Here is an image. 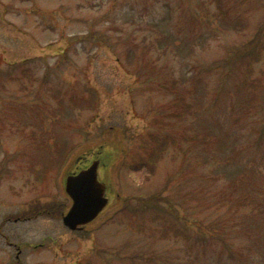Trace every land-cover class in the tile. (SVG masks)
Masks as SVG:
<instances>
[{
  "label": "rangeland",
  "instance_id": "obj_1",
  "mask_svg": "<svg viewBox=\"0 0 264 264\" xmlns=\"http://www.w3.org/2000/svg\"><path fill=\"white\" fill-rule=\"evenodd\" d=\"M214 1L0 0V264H264V0Z\"/></svg>",
  "mask_w": 264,
  "mask_h": 264
},
{
  "label": "water",
  "instance_id": "obj_2",
  "mask_svg": "<svg viewBox=\"0 0 264 264\" xmlns=\"http://www.w3.org/2000/svg\"><path fill=\"white\" fill-rule=\"evenodd\" d=\"M100 161H94L90 167L66 179V192L73 204L64 224L71 230H78L91 223L107 206V186L99 179Z\"/></svg>",
  "mask_w": 264,
  "mask_h": 264
},
{
  "label": "trees",
  "instance_id": "obj_3",
  "mask_svg": "<svg viewBox=\"0 0 264 264\" xmlns=\"http://www.w3.org/2000/svg\"><path fill=\"white\" fill-rule=\"evenodd\" d=\"M213 1H214V0H213ZM218 1H219V0H216V2H218ZM214 2H215V1H214ZM247 58H248V57H247ZM257 58H258V56H256V58H253V59L255 60V59H257ZM251 59H252V58H251ZM248 67L250 68V65H249ZM247 73H248V74H247ZM247 73L245 74L246 77H247V75H249V72H248V71H247ZM254 82H255V81L252 82V84H251L252 87H251V88L256 87V86H253V85H254ZM158 138H159V137H158ZM159 141H160V143L162 144V145H161V148H163V147L165 146V144H166V143H165V140H160V139H159ZM167 141H168V140H167ZM158 206H159V204H158V200H155L154 203H153V202L151 203V207H152V208H156V209H158L157 213H160V212H161V215H168V217H170L171 219H173V218H172V212H170V209H169V210H160V208H158ZM157 216H158V215H157ZM175 216H176V215H175V213H174V218H175ZM162 217L165 218V221H168V220H169V218H168L167 216H160V215H159L157 218H158V219H162ZM199 239L204 240L203 238H199Z\"/></svg>",
  "mask_w": 264,
  "mask_h": 264
}]
</instances>
